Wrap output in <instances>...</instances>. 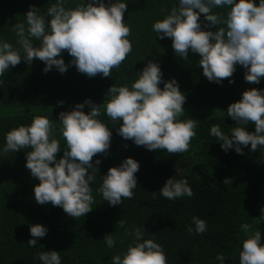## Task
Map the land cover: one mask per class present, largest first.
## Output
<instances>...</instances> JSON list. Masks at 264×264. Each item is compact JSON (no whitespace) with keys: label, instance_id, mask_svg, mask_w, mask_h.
Here are the masks:
<instances>
[{"label":"trees","instance_id":"trees-1","mask_svg":"<svg viewBox=\"0 0 264 264\" xmlns=\"http://www.w3.org/2000/svg\"><path fill=\"white\" fill-rule=\"evenodd\" d=\"M55 2L0 0V39L19 47L13 26L25 22L30 6L40 9L39 14L44 15L47 6ZM124 2L128 5L125 23L131 27L132 35L128 39L133 51L119 69H112L111 77L89 78L75 66L63 74L55 67L45 73L46 65L39 59L31 65L22 61L0 77L3 81L0 85V150L6 144L5 136L9 131L21 125L30 126L34 117L43 116L57 121L56 138L61 144L57 159L62 158L66 142L59 131L60 112L72 111L76 104L87 99L103 105L110 99L106 94L112 86L130 88L148 61L158 63L163 80L175 79L186 95L185 114L179 119L200 121L190 150L172 156L165 150L149 151L131 140H124L117 134L122 122L113 123L102 108L98 119L113 133L111 147L107 155L93 158L94 166L99 168L92 184L95 203L90 213L77 220L61 207L35 202L34 188L40 181L25 167L26 151L30 149L0 155V264H42L37 257L43 251L60 252L61 264H112L111 258L123 256L133 243L124 228L116 227L121 219L127 221L125 228L144 227V239H152L163 246L168 264H220L216 259L218 254L225 256L224 264H239L242 241L247 238L241 232L243 223L252 224L254 231L259 230L264 243V221L258 219L264 208V148L251 152L249 145L243 149V155L237 154L234 148L225 152L221 148L222 141L210 134L213 124H218L225 134H231L237 122L227 117L228 107L240 101L246 90H264V78L258 85L246 83V70L237 65L230 78L235 83H229V79L222 84L209 82L199 67L198 54L190 52L187 61L176 57L172 39L161 40L152 30L157 20L168 15L173 6H179V0ZM80 3L86 0H67L66 6L74 8ZM256 3L258 5L259 0ZM228 10L217 8L213 11L226 14ZM200 22L206 23L203 15ZM33 43L34 47H39L38 41ZM58 58H63L66 64L73 59L67 52ZM159 87L163 89L164 84ZM60 101L64 102L62 106ZM90 110L86 105L85 114ZM247 131L255 132V125L249 124ZM127 158L140 165L136 173L138 186L133 190L135 198L111 206L96 189L108 170L121 166ZM97 159L102 161L100 165H95ZM173 177L187 179L194 195L175 201L160 195L159 190ZM226 179H231L232 183L225 185ZM194 216L207 222V231L202 235L187 232L188 227H195L192 224ZM36 224L43 225L48 232L44 238L37 239L36 247H30L27 244L33 238L30 225ZM109 234L116 237L113 248H108L103 240Z\"/></svg>","mask_w":264,"mask_h":264},{"label":"clouds","instance_id":"clouds-1","mask_svg":"<svg viewBox=\"0 0 264 264\" xmlns=\"http://www.w3.org/2000/svg\"><path fill=\"white\" fill-rule=\"evenodd\" d=\"M66 3L67 0H56L47 6L44 15L39 14L40 9L30 6L25 22L13 26L19 47L0 39V77L22 61L31 65L36 59L46 65L45 73L55 67L63 74L75 66L89 78L97 75L109 78L112 69L120 68L133 51L128 39L132 35L131 27L125 23L127 3L124 0H108V3L86 0L74 8L67 7ZM217 8L229 10L226 14L214 13ZM162 11L166 9L162 8ZM201 15L206 21L203 25ZM213 27L217 30H204ZM152 30L161 40L172 39L176 57L187 61L190 52L198 54L199 67L209 82L222 84L223 80L229 79V83H235L230 78L237 65L246 70V83L258 85L264 78V0H259L258 5L256 0H179V6H173L168 15L157 20ZM34 40L39 42V47H34ZM64 52L73 58L69 64L58 58ZM162 83L163 89L159 87ZM106 96L110 99L103 105L87 99L76 104L72 111L60 112L59 131L66 142L60 159H57L61 144L56 138V120L36 116L30 126L21 125L6 134V144L0 155L30 149L26 151L25 167L40 181L34 188L37 204L51 203L61 207L75 220L93 210L92 184L99 172L93 158L108 154L113 135L111 129L98 119L102 108L113 123L122 122L117 134L124 140H131L149 151L165 150L172 156L190 150L200 121L179 119L185 114L186 95L175 79L163 80L158 63L148 61L130 88L114 85ZM59 104L62 106L64 102ZM86 105L91 109L88 114L84 112ZM226 114L237 122L230 135L218 124H213L210 129V134L222 141V150L227 152L234 148L237 154L243 155V149L249 145L251 152L264 148V90L244 91L242 99L232 103ZM249 124L255 125V132L247 131ZM101 163L99 159L95 161V165ZM139 170V163L127 158L121 166L108 170L96 191L111 206L122 205L125 199L135 198L133 190L138 186L136 173ZM231 183V179L224 181L225 185ZM159 193L169 201L194 195L187 179L174 177L166 181ZM261 213L258 219L264 221V208ZM126 224L127 221L121 219L116 227L124 228L133 243L123 256L114 255L112 264H168L163 246L152 239H144V227L125 228ZM192 224L194 228H187L189 235H202L207 231V222L199 217H192ZM240 228L247 238L242 241L239 264H264L261 232L254 231L249 223L241 224ZM47 232L43 225H30L33 238L27 244L36 247L37 239L44 238ZM114 234L103 239L108 248L116 246ZM37 258L42 264H61L57 251L40 252ZM216 259L220 264L225 262L223 254H218Z\"/></svg>","mask_w":264,"mask_h":264}]
</instances>
